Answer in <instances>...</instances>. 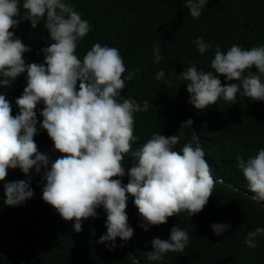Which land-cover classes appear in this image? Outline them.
Segmentation results:
<instances>
[{"label":"clouds","instance_id":"obj_1","mask_svg":"<svg viewBox=\"0 0 264 264\" xmlns=\"http://www.w3.org/2000/svg\"><path fill=\"white\" fill-rule=\"evenodd\" d=\"M121 4L142 17H149L155 23L157 15L150 7L139 0H120ZM209 0H185L181 9L194 19H199ZM231 5H236L230 0ZM259 11H264V0L254 2ZM147 7H146V6ZM237 6V5H236ZM0 0V87L10 88L13 82L26 73V87L16 104L19 113L12 114L10 102L0 94V182L5 181L8 169H20L28 180L7 182L4 203L18 206L34 196L31 188L32 170L41 174L46 181L42 198L50 204L66 221L74 220V229L81 232L82 222L98 216L103 207L107 214V233L99 243L109 250L116 247L119 237L127 243L132 257L137 255L131 248L130 240L134 229L128 223L127 201L129 194L148 226L166 224L168 219L187 212L190 216L203 211L213 195L215 185L224 184L241 192L255 204L264 206V139H259L253 154L246 159L237 156L244 186L238 187L229 181L234 173L235 163L227 174L216 175L212 157L200 145V137L192 130L194 121L188 119L180 125V131L172 136L153 133L141 146L133 149L139 141L135 134V114L149 111L147 100L143 105L129 97L120 101L121 91L126 81H132L139 71L128 70L122 57L123 47L117 41L92 45L83 59L77 55L79 43L92 31L90 22L82 19L75 6L67 0ZM237 11L250 19L262 22L260 42L256 35L250 37L248 26L243 30L249 38L238 40L227 50L215 49L211 68L214 71L198 70L192 62L197 54L183 47L172 49L181 53V60L189 59L188 65L179 77L187 85L189 103L203 111L216 106L221 99L228 105L237 103V96L252 101H264V17L249 12ZM21 19L29 20L35 29L41 22L48 30L50 46L42 49L43 63H27L24 54L31 51L11 29L18 27ZM156 17V19H155ZM159 22V20H158ZM201 55L212 45L203 37L194 40ZM162 38L153 47L154 63L159 64ZM256 69L252 72L251 69ZM220 76L228 81L223 85ZM171 86L165 72L160 70L156 77ZM43 103L37 119V106ZM222 108V107H221ZM40 125L38 128L37 125ZM40 129L46 130L54 143V150L62 155L51 161L49 155L41 153L34 137ZM191 129V140L180 151L173 150L185 131ZM261 137V136H260ZM132 160V167L126 171L125 157ZM50 165V167H49ZM127 175L129 181L123 183ZM242 209L231 214V225L216 223L212 229L217 236L242 226ZM137 211V212H138ZM136 212V213H137ZM135 213V214H136ZM264 234V227H257L247 233L245 243L251 249L257 247L256 238ZM153 251L147 253L150 261H159L169 252L183 253L190 243L186 230L175 226L170 239L152 240ZM123 246V245H121ZM138 257V256H137ZM136 264H142L136 259Z\"/></svg>","mask_w":264,"mask_h":264},{"label":"trees","instance_id":"obj_2","mask_svg":"<svg viewBox=\"0 0 264 264\" xmlns=\"http://www.w3.org/2000/svg\"><path fill=\"white\" fill-rule=\"evenodd\" d=\"M139 1L147 4L153 15L155 12L159 22L156 17L157 23L149 17H142L141 12L133 13L130 5L128 9L120 0H67L92 27V31L78 45V57L83 59L95 43L104 46L105 41H117L122 44V57L127 69L139 70L132 81H126L119 98L122 102L132 97L141 106L145 100L150 104L149 111L135 114V134L140 139L133 149L147 142L153 133L160 132L165 136L177 134L181 123L192 119V130L199 135L201 147L217 163L216 175L219 172L227 174L237 156L247 160L254 153L259 139H264V101H252L238 95L235 104L228 105L221 99L216 106L200 111L189 103L186 82L179 75L187 68L184 66L192 63L198 70L214 71L211 61L216 47L227 50L238 40L249 38L243 30L246 25L250 37L257 34L254 41L260 42L262 22L255 19L246 21L248 15H241L237 7L251 16L255 13L264 17V11L254 6L258 0H234L237 6L231 5L230 0H209L201 17L194 19L190 12L181 9L185 0ZM22 4L23 0L21 15H24ZM14 19L20 20V23L11 31L31 48L24 54L26 62L43 63L42 49L53 42L43 22L33 29L29 20L21 17ZM159 35L162 38L159 47L163 59L157 64L154 63L153 47L159 44ZM198 37H203L206 43L212 45L203 55L194 44ZM180 47L191 51L193 48L196 58L190 63L189 59L181 60V53L172 50ZM182 61L186 65L183 66ZM160 70L165 72L164 79L172 81L171 86L155 78ZM251 71L256 72V69ZM219 78L223 85L237 83L228 81L225 76ZM26 82L25 73L16 78L10 88L0 87V94L10 102L14 116L19 113L16 100L22 96ZM43 108L44 104L40 103L36 109L41 123ZM34 139L39 151L49 155L52 162L62 155L54 150V143L46 130L40 129ZM190 140L191 129H188L173 150L180 151ZM124 166L126 171L132 167L130 157H125ZM19 180H28V176L20 169H8L6 180L0 182V264H136L128 251V242L118 237L113 250L107 246L111 242L99 243L100 237L107 233V214L103 207L98 209L97 217L82 222L81 232H76L74 220H64L43 200L46 181L42 179V173L37 174L34 169L31 178L34 196L18 206L6 205L3 185ZM128 181L129 177L125 175L123 183ZM229 181L241 188L246 182L244 175L241 178L238 162ZM215 189L209 203L195 216L182 212L179 216L170 217L166 224L149 225L147 231L140 227L144 223L140 214L133 219L131 227L134 236L130 245L142 264H264V234L256 238L255 249L245 243L249 231L264 227V206L255 204L243 193L224 184L215 185ZM243 207L240 217L242 226L238 230L231 227L217 236L212 225H231V214ZM137 211L134 197L129 194L126 209L129 225ZM175 226L186 230L190 236L185 251L166 253L159 261L148 260L147 253L154 250L152 240H169L171 229Z\"/></svg>","mask_w":264,"mask_h":264},{"label":"water","instance_id":"obj_3","mask_svg":"<svg viewBox=\"0 0 264 264\" xmlns=\"http://www.w3.org/2000/svg\"><path fill=\"white\" fill-rule=\"evenodd\" d=\"M139 214V211L134 215V217H136ZM136 259H138V257H135Z\"/></svg>","mask_w":264,"mask_h":264}]
</instances>
